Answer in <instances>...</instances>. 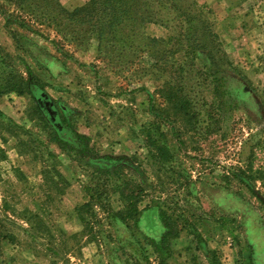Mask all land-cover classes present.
I'll return each mask as SVG.
<instances>
[{
  "label": "rangeland",
  "instance_id": "374dc122",
  "mask_svg": "<svg viewBox=\"0 0 264 264\" xmlns=\"http://www.w3.org/2000/svg\"><path fill=\"white\" fill-rule=\"evenodd\" d=\"M87 1L59 0L68 11ZM196 1L231 67L222 68L217 92L200 74L183 83L191 115L164 101L151 74L99 59L95 41L86 52L74 51L57 43L54 29L39 27L43 35H35L1 13L0 87L12 86L27 64L95 153L131 160L118 179H97L108 178L110 190L141 183L138 210L158 204L176 222L178 237L164 264H208L191 228L221 264H264V209L240 182L264 197V0ZM147 29L152 37L168 36L160 26ZM49 135L27 94L0 97V264H132L107 253L102 238L93 240L83 228L77 209L89 201L94 170ZM107 203L114 212L124 207L113 190ZM127 225L117 233L105 223L100 228L123 244L134 234L149 264H158L133 221Z\"/></svg>",
  "mask_w": 264,
  "mask_h": 264
},
{
  "label": "trees",
  "instance_id": "16d2710c",
  "mask_svg": "<svg viewBox=\"0 0 264 264\" xmlns=\"http://www.w3.org/2000/svg\"><path fill=\"white\" fill-rule=\"evenodd\" d=\"M202 7L196 0H88L68 11L59 0H0V13L7 17L6 23L18 21L35 35H43L39 27L52 28L60 36L61 42L57 43H65L74 51L86 52L95 41L99 59L115 67L129 68L133 73L151 74L162 84L158 91L163 92L164 101L184 116L191 115V110L181 93L183 83H189L200 74L202 81H209L214 86L213 91L217 92L216 86L222 83L218 77L222 68L231 67L225 58L223 44ZM148 25L165 29L167 38L150 36ZM12 38L17 42L15 34ZM145 58L149 59V65L145 64ZM5 67L10 68V65ZM10 91L27 94L35 102L39 116L49 130L50 140L74 161L93 168L91 175L96 179L95 186L88 188L89 201L77 209L83 228L90 232L93 240L97 236L102 238L104 250L114 257L124 256L132 264H149L134 234H129L128 241L123 244L118 236L105 234L101 229L105 223L117 233L119 224L129 229L127 222L131 220L144 243L154 250L158 264H164L171 254L170 241L178 237L176 222L158 204L147 206L142 212L138 210L137 204L145 192L141 183L122 182L110 190L108 178L97 179L111 175L118 179V173L131 168V160L95 153L90 139L54 108L45 85L27 64H23V73L17 72L12 86L6 82L0 87V97ZM44 102H49L52 107V120L44 109ZM240 182L264 209V197L245 181ZM112 190L119 194L124 205L122 210L114 212L110 209L107 198ZM95 206L99 211H95ZM190 236L196 243L195 250L205 254L208 264H221L195 228H191ZM113 244L116 250L112 248Z\"/></svg>",
  "mask_w": 264,
  "mask_h": 264
},
{
  "label": "water",
  "instance_id": "95a60500",
  "mask_svg": "<svg viewBox=\"0 0 264 264\" xmlns=\"http://www.w3.org/2000/svg\"><path fill=\"white\" fill-rule=\"evenodd\" d=\"M48 104H49V102L46 103V105H48ZM47 112H48V115L50 116V118L52 120L53 119L54 112L51 109L47 110Z\"/></svg>",
  "mask_w": 264,
  "mask_h": 264
},
{
  "label": "flooded vegetation",
  "instance_id": "af4514ba",
  "mask_svg": "<svg viewBox=\"0 0 264 264\" xmlns=\"http://www.w3.org/2000/svg\"><path fill=\"white\" fill-rule=\"evenodd\" d=\"M46 103H47V102H44V109H45V111H47V110H49V109L52 108L51 105H50V103H49L48 105H46ZM47 113H48V112H47Z\"/></svg>",
  "mask_w": 264,
  "mask_h": 264
},
{
  "label": "crops",
  "instance_id": "0c3cea01",
  "mask_svg": "<svg viewBox=\"0 0 264 264\" xmlns=\"http://www.w3.org/2000/svg\"><path fill=\"white\" fill-rule=\"evenodd\" d=\"M150 25H148V27H149ZM148 30V29H147Z\"/></svg>",
  "mask_w": 264,
  "mask_h": 264
}]
</instances>
